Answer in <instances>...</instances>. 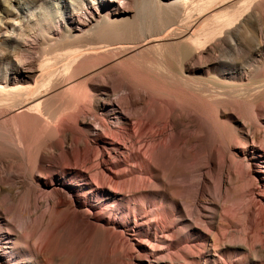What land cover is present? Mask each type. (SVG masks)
<instances>
[{
  "label": "bare ground",
  "instance_id": "1",
  "mask_svg": "<svg viewBox=\"0 0 264 264\" xmlns=\"http://www.w3.org/2000/svg\"><path fill=\"white\" fill-rule=\"evenodd\" d=\"M62 1L70 7L64 24L71 28L75 24V10L86 0ZM87 1L94 10L98 1L120 0ZM259 1L262 0L203 1L191 7L183 16V23L170 32L163 23L155 28L154 18L139 13L126 24L108 17L96 38L86 33L82 44H68L66 51L55 58H46L38 65L31 58H17L13 75L0 80V167L10 175L9 178L0 175V195L23 194L35 208L45 202L41 214L48 225L43 232L27 230L24 217L19 225L25 235L23 243L17 239L18 235L15 243L9 240L12 245L5 247L9 251H4L0 244V264H20L26 258L28 264H66L58 254L57 241L63 237L92 236L98 229H104L110 243L119 247L124 235L110 227L111 220L115 223L148 220V203L159 214L156 218L161 222L160 228H165L170 217L161 196L179 204V196L185 190L182 180L190 177L191 169L207 157L212 140H229V135L214 121L209 103L196 97L182 98L166 90L145 76L125 55L147 44L157 49L172 44L183 80L196 72L198 64L193 61L204 59L223 29L242 15L239 3L250 10ZM162 8V0H155L154 13L159 14ZM125 10L119 6L116 14ZM226 10L232 14L224 17L222 13ZM244 22L258 41V48L264 50V18L248 16ZM3 25L2 17L0 31ZM83 25L85 22L80 21L75 28L82 30ZM229 34L230 47L238 46L237 33ZM119 36L126 38L121 41ZM171 73L177 77L174 69ZM107 82L113 85L108 86ZM64 92L70 93L64 101L54 106L48 104L51 96ZM87 113L94 118L87 117ZM150 131L159 134L161 141L155 135L148 150L138 151ZM91 135L98 140L96 145L89 144ZM218 158L223 161L222 153ZM218 167L216 188L221 191L227 178L224 166L220 163ZM13 176L22 181L16 182ZM148 184L155 189L157 199L144 203L137 200V190L145 191ZM125 190L129 194L119 196L118 191ZM69 191L76 192L75 197ZM99 195L116 201L100 207ZM192 195L196 199L199 191L194 190ZM88 207L95 211L93 218L87 212ZM6 209L0 203V211ZM247 212L252 217L251 210ZM53 215H59L60 219L51 222ZM251 225L264 228V216L252 218ZM12 234L8 232V236ZM260 251L264 253V244ZM135 259L129 255L97 264H133Z\"/></svg>",
  "mask_w": 264,
  "mask_h": 264
},
{
  "label": "rangeland",
  "instance_id": "2",
  "mask_svg": "<svg viewBox=\"0 0 264 264\" xmlns=\"http://www.w3.org/2000/svg\"><path fill=\"white\" fill-rule=\"evenodd\" d=\"M203 1L206 0H162L163 8L156 14L155 0L98 1L94 10L91 2L86 0L75 10V24L70 28L64 24L69 18L70 7L63 1L0 0V23L4 18V28L0 31V80L13 75L17 58H31L38 65L46 58H55L56 54L65 52L70 43L71 46L82 44L86 33L96 38V33L106 24L108 17L126 24L135 20L139 13L154 18L155 28L163 23L165 30L170 32L183 23V16L191 7ZM119 6L127 10L116 14ZM239 6L242 15L223 29L204 59L193 61L194 65L198 64L196 72L183 80L174 55L175 47L170 43L160 49L147 44L126 53L125 57L136 63L145 76L166 90L182 98L196 97L209 103L211 116L217 125L228 131L229 140L218 142L214 139L209 143L207 157L191 169L190 177L181 182L185 190L179 196V204H173L168 196H161L165 199L167 216L170 217L163 230L156 218L159 214L148 203V199H157L153 193L155 189L148 184L145 191L138 189L136 195L137 200L148 203V220H138V223L126 220L125 223H115L111 220L110 227L124 235L119 247L110 243L104 229H98L92 236L59 239L58 254L66 264L107 263L129 255L136 257L133 264H264V253L260 251V246L264 244V228L251 225L252 218L255 220L264 216V50L258 48V41L244 22L248 16L264 18V0L250 10L243 3ZM231 14V10H226L222 16ZM79 20L85 22L82 30L75 28ZM136 31L139 33L138 28ZM230 32L237 33L238 46L230 47L228 44L232 39ZM74 34L79 37H74ZM119 37L121 41L126 38ZM173 69L177 77H172ZM95 82L99 83V80ZM106 84L113 85L111 82ZM69 94L53 95L48 104L54 106ZM86 115L93 117L90 113ZM155 135L158 142L161 141L159 134L150 131L137 150H148ZM88 142L96 145L98 140L91 135ZM220 153L223 161L218 158ZM220 163L224 166V178H227V184L221 191L216 188ZM0 175L10 176L3 167H0ZM15 181L20 182L22 178L18 177ZM194 190L199 191L196 199L192 195ZM69 194L75 197L76 192L69 191ZM118 194L125 196L129 192L118 191ZM115 201V198L110 200L102 195L97 199L100 207ZM159 201L162 203V200ZM0 203L7 207L0 211V244L4 251L10 250L5 247L12 245L9 240L15 243L18 235L17 239L23 243L25 235L19 225L24 217L27 230L46 231L48 220L41 214L45 202L35 208L23 194L8 196L3 193ZM27 207L29 210H26ZM248 210H251L252 217ZM87 212L94 217L92 208ZM59 219V215H53L51 222ZM9 231L13 232L11 236H8ZM27 260L20 264H28Z\"/></svg>",
  "mask_w": 264,
  "mask_h": 264
}]
</instances>
